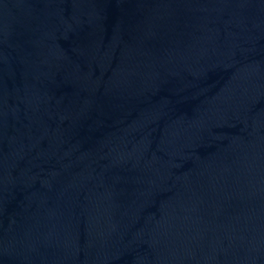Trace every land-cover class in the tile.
Wrapping results in <instances>:
<instances>
[{
    "label": "water",
    "instance_id": "water-1",
    "mask_svg": "<svg viewBox=\"0 0 264 264\" xmlns=\"http://www.w3.org/2000/svg\"><path fill=\"white\" fill-rule=\"evenodd\" d=\"M0 264H264V0H0Z\"/></svg>",
    "mask_w": 264,
    "mask_h": 264
}]
</instances>
